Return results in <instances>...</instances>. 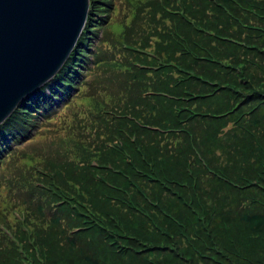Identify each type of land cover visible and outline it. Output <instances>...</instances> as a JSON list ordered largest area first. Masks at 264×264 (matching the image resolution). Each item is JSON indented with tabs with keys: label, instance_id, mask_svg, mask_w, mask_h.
<instances>
[{
	"label": "trees",
	"instance_id": "trees-1",
	"mask_svg": "<svg viewBox=\"0 0 264 264\" xmlns=\"http://www.w3.org/2000/svg\"><path fill=\"white\" fill-rule=\"evenodd\" d=\"M129 1L0 125V264H264V0Z\"/></svg>",
	"mask_w": 264,
	"mask_h": 264
},
{
	"label": "water",
	"instance_id": "water-1",
	"mask_svg": "<svg viewBox=\"0 0 264 264\" xmlns=\"http://www.w3.org/2000/svg\"><path fill=\"white\" fill-rule=\"evenodd\" d=\"M89 0H0V125L74 49Z\"/></svg>",
	"mask_w": 264,
	"mask_h": 264
},
{
	"label": "rangeland",
	"instance_id": "rangeland-1",
	"mask_svg": "<svg viewBox=\"0 0 264 264\" xmlns=\"http://www.w3.org/2000/svg\"><path fill=\"white\" fill-rule=\"evenodd\" d=\"M131 2H132V0H130ZM129 1V2H130ZM137 2H139V3H141V0H136ZM2 215H4L5 217H6V219H8V216H7V214L4 212V213H0V216L2 217Z\"/></svg>",
	"mask_w": 264,
	"mask_h": 264
}]
</instances>
